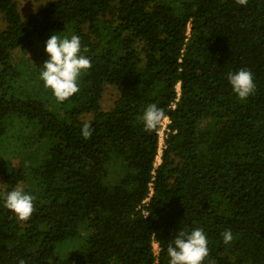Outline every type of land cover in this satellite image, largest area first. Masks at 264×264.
Segmentation results:
<instances>
[{"label":"trees","instance_id":"1","mask_svg":"<svg viewBox=\"0 0 264 264\" xmlns=\"http://www.w3.org/2000/svg\"><path fill=\"white\" fill-rule=\"evenodd\" d=\"M0 14V264H168L169 242L196 227L204 264H264V0H47L28 15L0 0ZM53 34L79 35L92 64L61 110L33 82ZM241 69L256 85L244 100L228 81ZM151 103L169 122L148 133ZM14 134L19 150L2 151ZM21 186L26 222L4 207Z\"/></svg>","mask_w":264,"mask_h":264},{"label":"clouds","instance_id":"2","mask_svg":"<svg viewBox=\"0 0 264 264\" xmlns=\"http://www.w3.org/2000/svg\"><path fill=\"white\" fill-rule=\"evenodd\" d=\"M239 5H247L248 0H236ZM81 38L73 34L70 38H61L53 34L46 41V52L49 59L44 62L40 78L44 87L50 89L55 100L63 103L80 91L79 79L82 74L88 72L91 60L81 54ZM84 52L88 49L85 47ZM228 81L233 92L240 100L248 98L254 93L255 83L253 73L247 69H241L228 75ZM144 131L152 133L158 130L165 119V112L155 103L147 105L139 118ZM93 129L90 121H86L81 129V135L87 140L92 136ZM35 197L26 192L24 187H16L4 196V207L14 213L20 222L28 221L33 212ZM223 242L230 245L234 236L230 229L222 234ZM167 255L170 257L168 264H204L209 255L208 239L200 227L190 232L180 230L167 247ZM19 264H25L20 260Z\"/></svg>","mask_w":264,"mask_h":264},{"label":"rangeland","instance_id":"3","mask_svg":"<svg viewBox=\"0 0 264 264\" xmlns=\"http://www.w3.org/2000/svg\"><path fill=\"white\" fill-rule=\"evenodd\" d=\"M44 1H47V0H40V1H37V0H18V4H19V8L20 10L28 15L30 13H33L34 11H37V9L40 7L41 4L44 3ZM4 25V19H3V16L0 14V26H3ZM34 50H29L28 54H22V53H15V56H14V59L12 60L13 63H23L21 62L22 59H30L31 61H34V58H35V55H34ZM39 68V70L42 68V66L39 64L37 66ZM25 68V67H24ZM37 68V69H38ZM31 74H35L34 71H30ZM23 75L20 74V79H22ZM31 77V75H30ZM33 82H38L41 84V89L42 88H45L44 87V83L43 81L41 80V78L39 77L38 79L34 80ZM32 84H29L28 86H31ZM178 89H180V85H178ZM42 92V95L44 97H47V98H51L53 99L54 96L51 92L50 89H47L45 88V90L43 89V91H40ZM40 92H28L30 94H32V96H38V95H41ZM116 91L111 87V86H108L106 87L105 89V92L102 96V99H101V102H100V105L102 107V109L104 110H110L112 107H113V104L115 102V99H116ZM52 103H54V100H52ZM63 107L62 106H59L58 102L56 103V110H61ZM89 118V117H93V113H89L85 116V118ZM18 122V120H17ZM169 122V119H164L163 121V128L167 125V123ZM16 123V121H15ZM14 133V132H13ZM163 134V129L161 130V135ZM19 140H18V136L17 134H14L12 135V138L10 139V143H8L7 145L4 146L3 150L2 151H10L11 149H18L19 150ZM18 150H16V153L13 157H11L12 159V163L13 164H17L18 163V158H16L15 156L17 155L18 153ZM20 154V152H19ZM157 164H159L161 162V155L157 157ZM4 167L2 165H0V188L3 186L2 183H3V180L5 178V173L2 171ZM66 246L62 247L60 252H64V253H67L69 252L71 249H73L74 247L77 246V241H74V238H70L69 240H67V242L65 243ZM63 244L59 245L57 247V250L60 249V246H62ZM154 248L155 250L157 251V249H159V246L158 244H154Z\"/></svg>","mask_w":264,"mask_h":264},{"label":"built area","instance_id":"4","mask_svg":"<svg viewBox=\"0 0 264 264\" xmlns=\"http://www.w3.org/2000/svg\"><path fill=\"white\" fill-rule=\"evenodd\" d=\"M165 119H168V118H165ZM166 127V126H165ZM164 127V128H165ZM160 134H161V132H160ZM163 136H164V129H163V134L161 135V145H160V151H159V154H158V156H160L161 155V152H162V147H163V145H164V139H163ZM157 156V157H158ZM158 160V159H157ZM156 165H157V162H156ZM146 202L148 201V199H146L145 200ZM157 244V243H156ZM155 249V248H154ZM155 252L156 253H158L159 252V249H157V251L155 250Z\"/></svg>","mask_w":264,"mask_h":264}]
</instances>
